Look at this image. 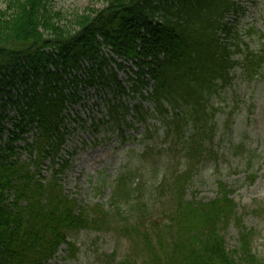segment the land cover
<instances>
[{
  "label": "trees",
  "instance_id": "16d2710c",
  "mask_svg": "<svg viewBox=\"0 0 264 264\" xmlns=\"http://www.w3.org/2000/svg\"><path fill=\"white\" fill-rule=\"evenodd\" d=\"M96 1L101 9L70 20L52 9L54 0H11L0 9V264H50L62 247L73 258L70 239L82 230L133 238L131 246L136 243L146 255L143 264H264L252 253L253 232L236 212L232 189L221 182L214 199L188 201L187 174L172 177V183L166 167L159 174L151 166L154 184L147 187L139 164L115 178L107 209L80 205L65 194L57 176L67 169L59 154L66 141V108L79 100L78 83L105 86L101 79H115L101 71L84 81L68 75L81 61H93L101 47L137 63L133 88L149 85L145 75L152 81L151 92L139 94L151 101L154 114L138 109L134 118L156 122L152 133L146 127L144 139L152 140L159 129L163 141L176 133L172 146L158 156L172 153L174 145L181 146L184 159L199 151L200 132L213 118L210 101L229 84L232 69L239 66L264 84V43L242 49L238 33L225 22L240 10L230 0ZM247 35L257 32L251 28ZM234 55L242 59L234 61ZM107 117L112 126L117 123V104L107 108ZM188 127L192 134L185 138ZM232 150L249 169L253 156L241 144ZM167 162L169 168L175 164L169 157ZM44 163L49 181L42 175ZM246 179L252 185L255 175ZM174 187V207L158 214V198ZM230 225L237 246L229 251L224 234ZM102 257L100 262L114 264L116 253ZM127 259L130 253L120 264Z\"/></svg>",
  "mask_w": 264,
  "mask_h": 264
},
{
  "label": "rangeland",
  "instance_id": "374dc122",
  "mask_svg": "<svg viewBox=\"0 0 264 264\" xmlns=\"http://www.w3.org/2000/svg\"><path fill=\"white\" fill-rule=\"evenodd\" d=\"M8 1L11 0H0L1 10ZM230 1L236 3L240 10L237 14H229L225 22L238 33L242 40V49L247 46L250 50H256L259 44L264 43V0ZM51 7L70 20L74 15L79 16L88 9L99 10L103 4L96 0H54ZM70 22L73 23L72 20ZM251 28L257 35H247V30ZM238 59L241 60L242 57L234 55L232 58L234 61ZM229 77V84L210 101V106L214 109L213 118L207 121L206 131L200 132L199 151L186 159L181 158L183 151L179 145L173 146L172 153L169 151L165 155L162 154L163 156L157 155L159 150L172 146L176 139L174 132L169 134L165 141L163 129H159L152 140L141 139L143 128L140 127L141 136L136 133L135 141H118L107 138L111 133L107 130L108 125L104 126L105 131L96 133L92 128L69 131L72 126L66 124L70 135L64 146L65 154L60 155V158L67 161V169L57 176L65 194L77 200L80 205L90 207L99 204L107 209L115 178L120 172L132 170L139 164L144 166L141 180L147 187L154 184L148 171L151 166H155L159 174H165L166 167L167 179L172 183L173 178L187 174L188 201L206 202L214 199L217 193L216 184L221 182L232 189L236 212L240 215L244 228L253 232L250 241L252 253L264 263V84L258 79H249L239 66L231 70ZM121 78L119 74L118 79ZM88 93L92 95L93 91L88 90ZM103 93L107 94L106 99H110L108 91ZM101 99L102 96L85 97L73 110L78 113L80 119L87 122L88 119H102L106 103H101ZM148 123H151L149 132L152 133L156 123ZM191 134L192 131L188 127L185 138ZM103 137H106L107 141H94ZM240 144L253 156L249 169L242 159L232 156L233 147ZM202 156L206 158L201 161ZM167 157L175 163L171 164L170 168L167 167ZM46 165L47 163H44L42 166V175L49 181L52 174L51 171H44ZM250 174L255 175L252 185H249L246 179ZM174 188L158 198L162 201L157 205L158 214L163 210L167 213L174 207L172 195L176 187ZM157 219L156 217V221ZM131 239L133 238L117 237L113 232L82 230L70 239L76 250L73 258H68L66 247H62L50 264H104L102 256L112 255L114 252V264H120V259H124L127 253H130L133 261L127 259L124 264H143L142 262L147 260L146 255L140 252L142 249L136 247V243L131 246ZM224 240L229 251L237 246V233L232 225L226 230ZM137 241L141 245L140 239ZM101 260L104 262H100ZM146 264H151V261Z\"/></svg>",
  "mask_w": 264,
  "mask_h": 264
}]
</instances>
